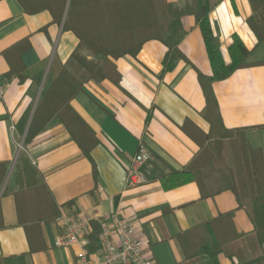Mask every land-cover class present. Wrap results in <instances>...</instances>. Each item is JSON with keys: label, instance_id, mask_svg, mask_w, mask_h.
I'll use <instances>...</instances> for the list:
<instances>
[{"label": "crops", "instance_id": "obj_1", "mask_svg": "<svg viewBox=\"0 0 264 264\" xmlns=\"http://www.w3.org/2000/svg\"><path fill=\"white\" fill-rule=\"evenodd\" d=\"M234 2L235 7L223 0L210 11V21L229 62L236 31L230 32L224 3L242 18L252 38L251 45L244 41L251 64L213 87L224 125L248 127L251 144L264 154V44L257 43L246 22L249 0ZM181 23L186 34L180 46L189 62L181 60L164 73L168 47L151 39L136 56L115 59L119 84L89 80L72 98V107L98 139L87 154L58 118L25 142L42 93L55 79L54 59L65 63L78 37L54 22L49 10L31 14L19 0H0V264H77L76 246L56 244L61 230L56 218L45 216L51 210L45 198L23 200L31 221L19 219L15 193L41 184L60 213L125 216L157 264H255L247 262L255 246L254 225L231 189L202 197L196 182L166 190L159 179L170 169H182L199 149L201 130L210 129L198 77V70L212 73L203 34L194 15L183 16ZM6 51L13 60L20 53L22 78L11 72ZM142 146L150 154L143 166L149 180L130 185L127 169ZM216 244L221 250L213 257L205 247Z\"/></svg>", "mask_w": 264, "mask_h": 264}, {"label": "trees", "instance_id": "obj_2", "mask_svg": "<svg viewBox=\"0 0 264 264\" xmlns=\"http://www.w3.org/2000/svg\"><path fill=\"white\" fill-rule=\"evenodd\" d=\"M28 13L49 10L53 21L63 23L73 31L79 43L65 63L55 58V79L43 91L25 137L30 142L50 121L60 119L70 130L80 147L89 154L97 136L88 123L72 107L71 100L84 89L89 80L110 79L119 84L121 72L115 59L124 55L136 56L144 43L158 39L168 47L164 59V73L176 68L181 60L190 61L180 44L186 34L181 19L194 15L200 27L212 67L211 74L198 70V77L205 96L203 116L210 124L209 132L201 130L197 139L199 149L191 160L179 170L170 169L159 179L169 190L189 182H196L202 197L213 196L231 189L244 208L253 225L254 251L247 262L264 264V154L260 147L251 144L248 127L228 128L224 125L213 83L229 77L235 70L250 65L248 57L252 44L241 17L235 16L224 3V10L232 34L228 46L230 61L224 58L220 35L214 34L209 13L223 0H188L183 5L169 0H19ZM235 7V2L232 0ZM251 14L246 22L264 44V0H249ZM240 34H238V33ZM243 38V39H242ZM245 41V42H244ZM7 55V51L5 53ZM11 72L23 77L20 53L14 60L7 55ZM16 59V61H15ZM264 65V61L261 62ZM19 219L28 222L24 215L23 200L42 196L51 208L45 216L57 219L60 211L53 206L50 191L44 184L22 189L15 193ZM54 207V210L52 208ZM26 216V217H25ZM89 250L100 245L101 225L92 221ZM205 250L215 257L221 250L219 244L208 245Z\"/></svg>", "mask_w": 264, "mask_h": 264}, {"label": "built area", "instance_id": "obj_3", "mask_svg": "<svg viewBox=\"0 0 264 264\" xmlns=\"http://www.w3.org/2000/svg\"><path fill=\"white\" fill-rule=\"evenodd\" d=\"M149 159L148 150L140 147L127 169L128 184L138 185L149 180L150 173L143 167ZM93 220H97L101 225L100 245L97 250L90 251L89 235L93 231ZM57 223L61 232L56 238V244L76 246L77 264H157L148 255L144 238L131 222L118 212L102 219L90 211L62 210Z\"/></svg>", "mask_w": 264, "mask_h": 264}, {"label": "rangeland", "instance_id": "obj_4", "mask_svg": "<svg viewBox=\"0 0 264 264\" xmlns=\"http://www.w3.org/2000/svg\"><path fill=\"white\" fill-rule=\"evenodd\" d=\"M251 40H252V38H251Z\"/></svg>", "mask_w": 264, "mask_h": 264}]
</instances>
